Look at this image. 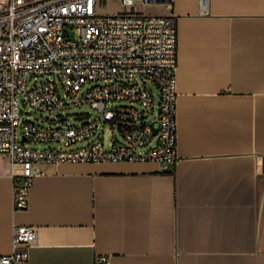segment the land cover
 Wrapping results in <instances>:
<instances>
[{
    "label": "crops",
    "instance_id": "1",
    "mask_svg": "<svg viewBox=\"0 0 264 264\" xmlns=\"http://www.w3.org/2000/svg\"><path fill=\"white\" fill-rule=\"evenodd\" d=\"M113 1V0H111ZM176 25V152L155 160L42 161L12 206L0 155V255L37 229L18 264H264V0L143 4ZM15 177V178H14Z\"/></svg>",
    "mask_w": 264,
    "mask_h": 264
},
{
    "label": "built area",
    "instance_id": "2",
    "mask_svg": "<svg viewBox=\"0 0 264 264\" xmlns=\"http://www.w3.org/2000/svg\"><path fill=\"white\" fill-rule=\"evenodd\" d=\"M171 1L119 0L123 11L100 14L98 0H0V155L17 176L14 208L26 203L42 161L155 160L162 171L173 167L175 18L134 8ZM208 5L209 0H197L199 13ZM70 27H79L78 38L68 37ZM40 75L45 77L36 80ZM119 100L124 103L116 104ZM25 104L48 112L85 104L95 116L43 126L20 119ZM104 122L118 132L107 146L93 136ZM33 142L45 145H29ZM36 236L35 226L14 224L10 250L0 255V264L26 261ZM93 264L110 260L96 255Z\"/></svg>",
    "mask_w": 264,
    "mask_h": 264
},
{
    "label": "rangeland",
    "instance_id": "3",
    "mask_svg": "<svg viewBox=\"0 0 264 264\" xmlns=\"http://www.w3.org/2000/svg\"><path fill=\"white\" fill-rule=\"evenodd\" d=\"M135 10L142 11L144 10V5H136ZM97 13L100 14H112L116 12L123 11V6L119 2V0H98ZM80 33L79 27H70L68 28V37L71 39L78 38ZM44 75H40L36 77V80L44 78ZM34 79H30L28 85L33 82ZM124 103L119 100L116 104ZM95 116V111L85 104L79 105H71L69 107H65L57 112H48L44 110H38L33 108L29 104H25L22 108V113L20 115L21 120H29L40 125H58V124H78L84 120L92 119ZM17 134L19 137V129L17 130ZM113 135H118L116 129H112L109 127L108 123H99L96 127L95 134L93 136H101L104 144L107 146ZM92 138V137H91ZM31 146H44L45 144L40 142L29 143Z\"/></svg>",
    "mask_w": 264,
    "mask_h": 264
},
{
    "label": "water",
    "instance_id": "4",
    "mask_svg": "<svg viewBox=\"0 0 264 264\" xmlns=\"http://www.w3.org/2000/svg\"><path fill=\"white\" fill-rule=\"evenodd\" d=\"M153 132H156V127H153Z\"/></svg>",
    "mask_w": 264,
    "mask_h": 264
}]
</instances>
